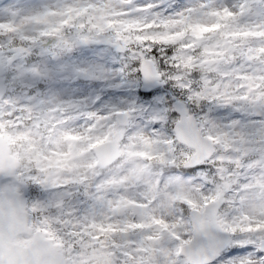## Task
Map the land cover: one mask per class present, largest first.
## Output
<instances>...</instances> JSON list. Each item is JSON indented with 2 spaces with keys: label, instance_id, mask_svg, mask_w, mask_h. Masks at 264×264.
<instances>
[{
  "label": "snow or ice",
  "instance_id": "1",
  "mask_svg": "<svg viewBox=\"0 0 264 264\" xmlns=\"http://www.w3.org/2000/svg\"><path fill=\"white\" fill-rule=\"evenodd\" d=\"M0 264H264V0H0Z\"/></svg>",
  "mask_w": 264,
  "mask_h": 264
}]
</instances>
